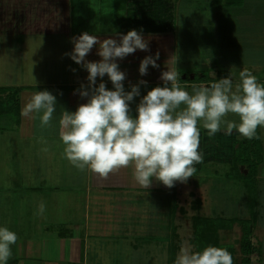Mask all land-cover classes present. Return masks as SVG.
<instances>
[{
    "label": "crops",
    "instance_id": "crops-1",
    "mask_svg": "<svg viewBox=\"0 0 264 264\" xmlns=\"http://www.w3.org/2000/svg\"><path fill=\"white\" fill-rule=\"evenodd\" d=\"M182 1L184 0H0V53H4L0 57V71H5V75L9 80L7 84L0 86V99H2L0 103L7 99L6 104L2 106L6 107L10 114H18L17 118L19 120L18 127L12 130L14 137H9L6 144L9 145L10 143L13 147L17 142L21 144L28 143L34 148L35 159H37L40 158L42 152L38 151L40 148L31 144L33 141H41L43 143V141L49 140L50 144L56 143L59 145L57 149L56 146L54 147V152L58 158H64V145L59 136V121L62 112L64 110L75 112L79 105L87 103L90 98L79 95L81 85L87 86L89 84L87 70L82 65L76 64L67 55L73 51V38L79 37L84 32L97 35L101 41L109 37L119 41L122 34H127L130 30L136 29L149 41V50H137L135 53L117 61L120 69L126 74L124 81L126 91H130L132 85L140 84V96L135 97L130 104L131 114L134 117L137 115L136 109L142 97L151 89L164 85L161 74L163 71L169 70L170 65H166V62L172 59L176 63V70L181 74L179 83L189 92H191L193 85L210 86L211 83L217 82L220 78L230 74L234 77L233 90H235V85L239 83L238 61L232 60L228 56H225L223 60L225 51L216 49L214 36L216 37V32L219 33L217 36L222 34V26H219V23L218 25L214 23H217L215 18L220 9L233 12L232 10L237 8L238 2L235 3L233 0H210L208 4H211V8L217 14H213L214 16L208 21L203 22V16L197 15V19L194 17L196 14L201 13L200 9L203 7L199 5L195 8L193 5L183 7L184 5L181 6ZM194 1L197 4H202L203 0ZM189 13L194 14L193 16H188ZM209 21H212V23H208ZM203 24L210 37L207 40L208 44L204 46L205 48L201 46L203 41H200ZM179 34L182 37L180 40ZM7 47L9 51L14 48L15 53L11 57L7 56L8 58L6 59V55L9 54H6L4 50ZM98 49L99 45H95L86 59L89 61L102 59L98 55ZM180 49L184 53V58L182 59L177 55ZM157 52L160 54V58L157 61L160 67L154 68L150 65L147 75L141 76L139 72L141 61L149 55L155 57ZM21 75L23 78H28L27 82L20 79ZM141 81L146 83H140ZM100 82L101 78L98 77L96 86ZM103 82L106 83L109 89L113 88L112 82L107 75L103 77ZM43 90H48L57 97L56 112L54 113L52 126L46 128L40 127L38 118L21 116V109L25 103L33 94ZM10 94L13 95V99L11 100L12 103L8 105ZM15 102L16 107L14 105ZM226 119L236 121L237 119L239 120V117L230 113ZM221 134L226 135L222 131L213 137H209L206 129H200V150L204 159L201 164L196 166V169L203 168L207 163H211V165L215 164L224 171L230 168L233 171L235 170V145L239 142L238 140L229 139L228 154L226 150L224 152L228 155L229 161L223 158H216L217 153H215L216 146L214 144H212V149L210 148L209 144L211 143H222V141L216 139V136ZM235 134L238 135L234 130L231 135L226 136H235ZM263 141L264 135L262 136L260 133V142L262 143ZM224 142H228V140L224 139ZM60 144L63 145L62 148ZM0 160H2L0 161V169H4L6 164L9 167V163L11 166L9 156L4 155V158L0 157ZM226 162H229V167L223 168L221 164H227ZM64 165L67 164L65 163ZM3 171H0V176H3ZM58 172L59 174L63 173V171L59 170ZM82 172L86 174L84 179L86 193L83 207L76 205L74 201L76 193L71 194L68 198L64 197L67 199L65 200L53 193V189L48 188L46 192L49 193L48 191L50 190L49 199L54 204L60 201L58 209L62 207L65 201L69 204L68 206L66 205L68 209L59 213L58 211L52 212L49 210V204H47V210L45 208L44 213L38 214L36 217L31 208H34L35 211L39 209L42 200L35 199L32 195L26 196L24 194L21 195L22 202L20 205L22 208L26 209V207H29L30 209L28 210V217L27 213L24 212L22 222H20L12 216L20 211V206L17 205V202L14 205L12 202L14 198L8 196L9 202L6 206L4 222H12L13 224L24 223L26 220L24 218H28V222L31 223L21 227L13 225L12 230L21 232L19 252L24 248L25 254H27L29 252V243L32 242L34 245L33 242L41 235L40 233L44 232L46 234V229L50 231L53 228L56 231L52 235V240L58 244L56 252L63 256V259H68L65 264H92V262H95L93 260L94 256L91 261L87 259L90 249L89 242L96 240L105 245L103 240L108 238L112 242H108V244L112 245L114 243L111 251H109V264L120 263L119 260H114V258L117 254L122 256L124 253L121 251H128L131 256H134V254L146 255L148 258L145 261H148L149 257H155L159 264H172L173 259H176L177 256L173 251V233L180 238L179 231L182 230H178L176 221L179 218H184L181 220H186L187 218L189 221L191 219L190 222H192L193 226V218L195 216L211 221L212 219L216 220L222 212L220 211L221 204L218 206L219 211H214L213 206H205L206 200H201L200 196L197 195L195 200L199 206L197 214L189 216L187 213L185 217V215L183 216L184 209L176 213L177 210L172 207V198H168V193H171L170 191L173 192L174 187L168 188L162 182L153 178L151 186L148 189L143 188L133 179L131 169H121L106 178L87 170ZM240 172L247 174L249 172L247 166H241ZM257 176V183H259V180L262 183L264 181V161L258 168ZM230 181V178H226L224 183H229ZM239 182L243 183L242 179ZM205 183L207 188L208 181H205ZM211 184L215 186L222 183L213 181ZM229 185L233 189L232 184ZM31 186L33 187L27 189L34 193L39 189L34 187V185ZM244 186L245 190H249V186L246 184ZM5 190H7V194L12 193L11 188ZM208 192L209 188L202 194L205 196ZM52 196L54 198L56 196V198L52 200ZM217 196L220 201V198H225V195L221 193H218ZM155 200L156 205L155 203L154 205L152 203V205H149L148 202ZM243 200L245 201V197ZM256 207L263 208L264 201L255 200L251 202L249 219L253 213L258 216L253 225L252 243L254 247L259 249V255L256 252L251 256V262L256 258L260 260L261 255L264 254V223H262L264 215ZM203 208L205 209L204 211ZM206 210L211 211V213L206 215ZM66 211L70 215H63L64 217L61 219L60 216ZM47 219L51 221L49 228H46L49 225H40L41 220L46 223ZM145 219L148 220L147 224L149 225L147 226H144L143 223ZM108 223L115 224V228L110 229L111 227ZM123 223L124 225H122ZM133 223L144 227L139 226L138 230L128 229L131 226L130 224ZM94 224H99L102 228L100 231L103 233L93 234L92 231H96ZM126 224L129 225L127 226ZM235 229L236 226L234 225L229 229L226 227L219 231V235L214 231V236L220 239L219 244L234 245L236 247L232 240ZM143 234L149 235L145 236ZM193 238L190 237L185 240L192 250L199 251L192 241ZM132 240H135V242L132 243ZM137 241L141 244H138ZM127 243H130L133 248L126 251L124 248ZM181 245L182 241L180 240L179 249ZM120 246L123 249L117 250ZM33 252L34 249L31 250V253ZM236 253L238 256L240 247L236 248ZM148 264L151 263L149 262Z\"/></svg>",
    "mask_w": 264,
    "mask_h": 264
},
{
    "label": "clouds",
    "instance_id": "clouds-1",
    "mask_svg": "<svg viewBox=\"0 0 264 264\" xmlns=\"http://www.w3.org/2000/svg\"><path fill=\"white\" fill-rule=\"evenodd\" d=\"M73 44L67 55L88 72L89 84L81 85L79 95L90 98L75 112H62L59 136L64 158L78 170L106 178L131 169L133 179L143 188L148 189L153 178L172 188L193 177L196 166L203 162L201 127L209 137L222 131L231 135L235 130L244 139H260L257 130L264 128V84L248 69L239 72L235 90L230 74L210 86L193 85L189 92L179 83L181 74L172 59L166 62L169 70L161 74L164 85L142 97L134 117L130 104L140 96V84L126 91V74L117 61L137 50H149V41L133 29L119 41L111 37L101 41L84 32L73 38ZM95 45H99L102 59L89 61L86 57ZM159 58V52L155 57L146 56L140 63V75H147L150 65L159 68ZM105 75L112 89L103 82ZM98 77L101 82L96 86ZM56 106L52 92L38 91L25 103L21 116L38 118L41 128L51 127ZM230 113L239 117V123L226 119ZM44 211L41 202L38 214ZM18 239L15 231L0 225V264H9ZM174 264H234V259L226 248L209 245L202 251L182 248Z\"/></svg>",
    "mask_w": 264,
    "mask_h": 264
},
{
    "label": "rangeland",
    "instance_id": "rangeland-1",
    "mask_svg": "<svg viewBox=\"0 0 264 264\" xmlns=\"http://www.w3.org/2000/svg\"><path fill=\"white\" fill-rule=\"evenodd\" d=\"M233 1L235 3L238 2L237 8L235 10H232L233 12L220 9V12L218 14L216 12L214 13V10L211 8L212 6H210L211 4H208L210 0H203L202 4L201 3L197 4V2H195L194 0H184L181 2V6L184 5L183 7L185 6L187 7L193 5L194 8L197 5L202 6L204 9L201 8L200 9L201 13L196 14L194 17L195 19H197L198 18L197 15L203 16L204 17L203 22L208 21L212 16H214L213 14H217V17L215 18V22L217 23L214 24L218 25L219 23V26H222V31H221L222 34L220 36H217L219 35V33L216 32V37L214 36L216 40L215 46L217 50L219 49L221 51H225V54L223 55V60L225 59V56L231 57L232 60H237L238 73L243 69H248L253 73L254 76H256L259 83L264 84V0H233ZM193 14L194 13L191 14L189 13L188 16H193ZM208 23H212V21H209ZM204 26L205 25L203 24V30L200 33L201 34L200 41L201 40L203 41V44L201 46L203 47L206 46V44H208L207 40L210 39L209 35L207 34L208 32H206V30L204 29ZM180 39H182V37L179 34V40ZM4 51L6 52V54H9L6 55V59L9 56L11 57V55L15 53L14 48H12V50L9 51L7 47L5 48ZM2 54L4 53H0V57ZM177 55L180 56V59L184 58V53L182 52V49H180L177 52ZM20 79H22V81L27 82L28 78H23V76L21 75ZM8 81L9 80L5 75V71H0V86L7 84ZM10 95H11L10 99L13 98V95L12 94ZM9 104L10 102L8 103V105ZM17 117L18 114L12 115L9 112L4 115H0V157L4 158V155H7L10 157L11 160V166L9 163V167L11 170L9 169L8 164L5 165L4 169H0V171L4 170L3 176H0V216H1L0 225L6 226L11 230L13 228V225L21 227L31 224L28 222V218H24L26 219L24 223H20L22 222L23 213L24 212L27 213V217H28V210L30 209L29 207H26V209L21 207L20 205V203L22 202L21 195L24 194L26 196L32 195L34 196L35 199H41L42 200L41 202L44 203L46 210H47V204H49V210H51L52 212L58 211L59 213L60 211L63 212L67 210L68 208H66V205L68 206L69 204L65 201L63 202L62 207L58 209L60 205V201L54 204L49 199L48 194L50 193V190L48 191L49 193L46 192L48 188L53 189L52 190L53 193L62 197L65 200H67L66 198H68V196H70L71 194L73 195L76 193V199H74V201L76 205H79L81 207L84 206L85 193H86V187L84 182L86 174H84L82 171L78 170L77 168L73 167L67 159L58 158L57 154L54 152V147L56 146V149L57 147H59V145H57L56 143L50 144L49 140L43 141V143L41 141L38 142L33 141L31 145L33 146L34 144L37 148H40V150L38 151L42 152L40 158L37 159H35L34 148L31 147L28 143L21 144L17 142L13 147L11 146L10 143L9 145L6 144L7 139L9 137L10 138L14 137L12 130L18 127L19 120ZM234 122L239 123V120L237 119ZM201 130H203V128H201ZM257 131L259 135L260 133L262 134V136L264 135V128H260ZM221 135H217L216 139L222 141V143H211L209 145L211 146L210 147L211 149H212V144L216 146V151H215V153H217L216 158L219 159L223 158L226 159V161H229L227 155L228 154L227 151H229V144H228L230 142L229 139L233 138L234 140H238L240 142L244 138L240 137L237 134H235V136L234 135L226 136L224 134L222 136ZM224 139L228 140V142H224ZM260 144L261 145L263 144L264 147V141L262 143L260 142ZM62 146L63 145L60 144L61 148ZM238 146L237 144L235 145V153L237 152L236 150L238 149ZM225 150L227 154L224 153ZM65 163L67 165H64ZM228 163L221 164V166L223 168H228L229 167ZM58 170L63 171V173L59 174ZM196 171L198 173L195 172L194 176L190 177L187 182H177L174 186V191L173 192L170 191L171 193H168V198L169 199L172 198V202H173L172 207H174V209L175 207H177L176 213L184 209V213L183 212L182 213L183 216L185 215V217L187 213L189 216L193 214H197V211L199 210V206L195 201L197 195L200 196L201 200L203 199L206 200L205 206H213L214 211L216 210L219 211L218 206L221 204L222 207L220 211L222 212L220 216L216 218V220H213V222L216 224L225 222L229 226L233 225V221H232L233 219H244V220L249 219L251 202L255 200H258L260 202H262V200L264 201V181H262L261 183V180H259V183L255 182V184L249 183V190H245L244 184L247 185L246 182L247 179L244 176L240 175L237 172V170L233 171L232 168L228 169L227 171H224L222 168L216 166L215 164L211 165V163H207L206 166H204L203 168L201 167ZM244 171L246 172V170ZM29 173H33V174L29 175ZM226 178H230L231 181L229 183H224L226 182ZM240 179H242L243 183L239 182ZM212 180L214 182H221L222 184L220 185L216 184L215 186H213L211 184L213 182ZM205 181H208L207 188ZM229 184H232L233 189L230 188ZM31 185H34V187H38L39 189L35 193L28 190L27 188L33 187ZM253 185H254V189L252 190L250 188H252ZM8 188L12 189V193L7 194V190L5 189ZM208 188H209V192L204 196L203 194ZM218 193L224 194L225 198L224 197L220 198L221 199L220 201L217 196ZM8 196L14 198V200L12 201L14 205L17 202L18 203L17 205L20 206L19 209L20 211L12 215L14 218L20 221L17 224H13L12 222L10 223L4 222L5 220L4 218L6 214L5 213L6 206L9 202ZM244 197H245V201L243 200ZM55 198L54 196H52V200H54ZM155 202L156 200L148 203L149 205L151 203L154 205ZM244 204L245 206L247 205L248 206L245 207L243 206ZM31 209H33L34 214L37 217L38 209L36 211L34 210V208ZM256 209L258 211L259 210L262 211L264 215V207L263 208L256 207ZM204 210L205 209L203 208V211ZM210 213L211 211L206 210V215H209ZM63 215L69 216L70 213L66 211L65 213L62 214V216H60L61 219L62 217H64ZM181 219L184 218H179V220L176 221V226H178V230L182 229L179 231L180 238L174 235V233L172 238V242L174 244L173 251L177 255L180 253L182 248L192 250L186 240L189 239L190 237L193 238V233H194L192 222H190L191 219L189 221L186 218V220H188L187 223H185L186 220H181ZM50 223L51 221H49V219H47L46 223L42 222V220L40 221V225L42 224L46 226L49 225L46 228L50 227ZM143 223L144 226L149 225L147 224L148 223L147 219H145ZM262 223H264V218ZM108 225L111 227L110 229L115 228V224L113 223H108ZM122 225H124V223ZM126 225L128 226L129 224ZM130 225L131 226L128 229H133V230L134 229L138 230L139 226H143V225H138L137 223H133ZM94 226H96L95 228L96 231H92L93 234L103 233L102 231H100L102 228L99 224H94ZM234 226H236V229L234 230L233 233L234 238H232V240L236 245L235 248H238L240 247L241 239L243 236V226L239 222L235 223ZM46 230H47L46 234L44 232L43 233L39 232L41 235L34 240L35 241L33 242L34 245L32 244V242L29 243V247H28L29 252L27 254H25L24 248L21 252H19V246L21 242L20 239H18L16 245L13 246V256L10 260L17 259L19 260L18 264H65V261H67L68 259H63V256H60L56 252L58 244H56V241L52 240V235L55 234L56 230H54L53 228L50 231L48 229ZM16 233L18 234V237L21 238V232H16ZM145 233H147V231H145ZM143 235L148 236L149 234H143ZM199 236L200 237L197 240L198 243L204 241L203 240L204 238L203 237L201 238V234ZM180 240L182 241V245L181 248L179 249ZM103 241L105 242V245L101 244L96 240H91L89 242L90 249L88 251L87 259L91 261L92 257L94 256L93 260L95 262H92V264H109L110 262L109 251H111V248L114 243L112 245L108 244V242L112 243L110 242L109 238ZM133 242H135V240H132V243ZM137 243L141 244L138 241ZM132 248L133 247L131 246V244L127 243L124 249H126L127 251V249H132ZM32 249H34L33 253H31ZM121 249L123 248L120 246V248L117 250H121ZM194 251L196 250L194 249ZM121 252L124 253L122 256L117 254L114 258V260H119L120 262L119 264H148L149 262L151 264H159L158 261H156L155 257L152 258L149 257V260L145 261V259L148 258L146 257V255L134 254V256H131L128 251L127 252L121 251ZM257 253L259 255V252ZM261 256L262 257L260 260H258L257 258L255 260L253 259L251 264H264V254ZM237 258L241 262L240 253L238 254Z\"/></svg>",
    "mask_w": 264,
    "mask_h": 264
},
{
    "label": "trees",
    "instance_id": "trees-1",
    "mask_svg": "<svg viewBox=\"0 0 264 264\" xmlns=\"http://www.w3.org/2000/svg\"><path fill=\"white\" fill-rule=\"evenodd\" d=\"M12 99L13 98L10 99L9 97L8 101L12 103L11 102ZM0 101H2V99H0ZM6 101L7 99L3 100V102L0 103V115H4L8 113V111L6 110L7 108L2 106L6 104ZM14 105L16 107V102ZM236 144L237 146L238 145L239 146H238V149L236 150L237 152L235 153V160H234L235 170L237 169L238 170L237 172L247 179L246 181L247 186H249V183H252V184H255V182L257 183L258 168L264 161L263 147L260 144V139L259 140L245 139L240 142H237ZM243 165H246L248 168L249 172L247 174H243L242 172H240V167ZM250 189L253 190L254 185ZM176 208L177 207H175V209ZM250 217H251L250 219H245V220L244 219H233L232 220L233 225L239 222L243 226V236H242L241 243H240L241 262L237 258L236 248L234 245L219 244L220 239L214 236V233H215L214 231H216L219 235V231H221L222 229L226 227L228 229L231 227L227 225V223L225 222L216 224L213 222L214 219L210 221V220L195 216L193 218L194 238L192 241L196 245L199 251H202L204 247H207L209 245L223 247V248H226L232 254L233 259H234V264H251V256L256 252H259V249L254 247L252 243L253 225L258 219V216L256 213L255 214L253 213L251 214ZM200 234H201V238L202 237L204 238L203 239L204 241L198 243L197 240L199 239ZM174 261H175V258L173 259L172 264H174ZM18 263H19V260L17 259L9 260V264H18Z\"/></svg>",
    "mask_w": 264,
    "mask_h": 264
}]
</instances>
